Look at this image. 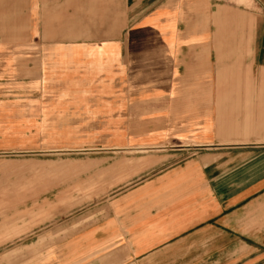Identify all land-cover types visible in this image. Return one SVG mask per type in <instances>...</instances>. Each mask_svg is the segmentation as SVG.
<instances>
[{
  "label": "crops",
  "instance_id": "obj_1",
  "mask_svg": "<svg viewBox=\"0 0 264 264\" xmlns=\"http://www.w3.org/2000/svg\"><path fill=\"white\" fill-rule=\"evenodd\" d=\"M123 1H35L43 19L31 31L20 69L34 62L42 79L36 93L50 95L45 117H74L73 123L91 128L57 135L70 145L96 152L124 151L138 142L159 146L166 135L136 127L159 118L142 113L164 107L166 70L178 79L188 66L197 70L203 40L177 20L176 0H125V10ZM19 5L0 1V20ZM224 16L218 12L213 21ZM258 73L264 82V71ZM219 86L220 80L214 106L249 101L220 98ZM257 87L264 90V84ZM257 102L264 105V94ZM262 124L238 127L260 136ZM195 146L176 143L150 155L155 164L145 175L100 202L85 227L51 248L50 262L264 264V150L259 161L236 163L243 152L227 150L220 162Z\"/></svg>",
  "mask_w": 264,
  "mask_h": 264
},
{
  "label": "rangeland",
  "instance_id": "obj_2",
  "mask_svg": "<svg viewBox=\"0 0 264 264\" xmlns=\"http://www.w3.org/2000/svg\"><path fill=\"white\" fill-rule=\"evenodd\" d=\"M0 1L20 4L14 13H6L7 21L0 20V264H52L54 245L85 227L100 202L145 175L155 164L150 155L176 143L196 145L220 162L227 159L221 154L233 149L243 152L236 153V163L262 159L258 155L264 150V130L252 136L238 126L264 122V105L257 102L264 94L257 87L264 84L258 77L260 68L264 71V0H176L177 20L203 40L198 67L187 65L182 79L166 70L168 91L160 95L164 107L142 113L159 119L136 126L139 132L148 128L167 140L153 149L138 142L109 152L58 138L91 128L73 123L74 117H45L48 109L42 106L49 104L50 95L36 93L42 79L34 62L20 69V58L34 38L31 31L43 15L36 0ZM218 12L225 16L215 23ZM218 80L220 98L249 101L214 106Z\"/></svg>",
  "mask_w": 264,
  "mask_h": 264
}]
</instances>
